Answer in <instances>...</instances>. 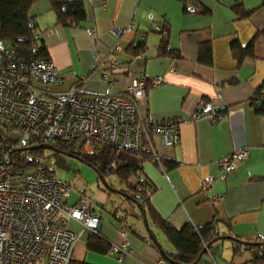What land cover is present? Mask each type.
I'll return each mask as SVG.
<instances>
[{
	"label": "crops",
	"instance_id": "1",
	"mask_svg": "<svg viewBox=\"0 0 264 264\" xmlns=\"http://www.w3.org/2000/svg\"><path fill=\"white\" fill-rule=\"evenodd\" d=\"M263 2L86 0L87 19L72 27L57 24L49 0H39L31 7L30 16L41 33L38 41L47 48L59 70L61 89L83 78L79 90L116 93L143 74L148 78L163 77V84L147 89L142 107L152 120H181L182 141L166 146L155 135L160 153L176 166L163 171L147 160L142 172L153 187L151 204L174 227L204 225L217 216L220 235L232 232L245 240L264 241V114L257 113L252 105L264 81ZM238 4L249 11L247 16L241 17L235 11ZM165 28L172 50L169 55L158 52ZM115 29L124 32L118 36ZM255 36L254 55L240 61L233 44L248 46ZM140 42L144 49L135 56L133 50ZM118 43L122 47L119 65L111 67L103 60ZM204 43L211 45V63L199 57ZM203 100L218 107L225 116L216 122L207 117L193 119ZM243 147L249 148V154L241 166L219 176L217 161ZM210 175L217 178L209 189H203L202 181ZM107 193L100 197L109 199L112 193ZM82 194L87 195L80 190L68 202L75 203ZM217 195L222 199L214 203L212 198ZM95 205L102 217V236L112 246L124 247L131 254L119 259L111 250L106 254L89 250L91 233L81 231L80 225L71 221L69 227L80 231L72 260L89 264H173L151 243L149 220L147 227L135 216L123 218L125 211L118 206L108 218L102 213L106 206ZM152 229L162 247L171 250V243L156 232L159 229ZM251 259L250 251L236 252L233 240L227 236L216 240L196 264H249Z\"/></svg>",
	"mask_w": 264,
	"mask_h": 264
},
{
	"label": "built area",
	"instance_id": "2",
	"mask_svg": "<svg viewBox=\"0 0 264 264\" xmlns=\"http://www.w3.org/2000/svg\"><path fill=\"white\" fill-rule=\"evenodd\" d=\"M114 32L120 36L124 30ZM36 38L41 39L39 31ZM120 51L118 43L103 61L117 67ZM81 81L61 89L62 78L50 57L17 59L0 41V129L8 130V139L0 143V264H70L80 231L68 224L74 221L81 231L97 234L102 222L91 197L82 194L75 203L68 202L73 191L70 182L59 180L44 166L15 168L13 149L33 141L56 140L86 153L110 147L134 152L138 160L148 156L164 171L165 157L158 150L155 135L166 146L182 141L181 120L155 121L142 107L147 89L163 84L162 76L148 78L143 74L116 93L84 92L77 88ZM224 116L218 107L203 100L193 119L207 117L216 122ZM15 131L18 137L14 139L11 135ZM248 154L249 148L243 147L219 159V176L237 170ZM132 176L137 182L141 172L133 171ZM216 178H204L202 188L209 189ZM221 199L217 195L212 201ZM111 252L119 259L131 254L119 245H113Z\"/></svg>",
	"mask_w": 264,
	"mask_h": 264
},
{
	"label": "trees",
	"instance_id": "3",
	"mask_svg": "<svg viewBox=\"0 0 264 264\" xmlns=\"http://www.w3.org/2000/svg\"><path fill=\"white\" fill-rule=\"evenodd\" d=\"M37 1L39 0H0V41H3L17 59L30 60L42 56L50 57L47 48L41 46L36 38V24L30 16L31 7ZM49 2L51 3L52 10L55 12L57 24L64 27H72L82 24L87 19L86 0H49ZM234 9L241 17L249 14V11L245 10L242 4L234 6ZM162 34L163 37L160 41L158 52L161 55H169L172 50L169 48L167 28L162 30ZM255 40L256 36L245 47L237 42L233 44L234 54L240 61L247 55H254ZM144 46L143 42H140L135 47V50H133V55L136 56L140 50L144 49ZM177 54L179 55V52ZM199 57L204 62H212V48L209 43L200 45ZM80 80H83V78H80ZM252 105L255 107L257 113L264 114V81L256 90L252 98ZM7 134L8 130L3 131L0 129V143L8 139L6 137ZM40 143L44 142L33 141L31 145L13 149L11 157L15 162L12 165L15 168L44 166L48 172L55 174V170L52 168L53 155L46 154V149L33 148ZM53 143L60 150H64L70 155L85 160L93 167L95 166L104 175H107L110 165L113 164L111 172L115 171L125 182V187L121 190L129 195L117 194L124 197L125 200L137 209L132 214L137 219L144 221L143 211L146 213L149 220V229L151 228V243L160 249L162 256L171 260L173 264L194 263L205 245L220 235L216 230L220 222L217 216L204 225L195 226L192 223H187L181 228L174 227L161 217L150 202L153 187L142 172L143 163L150 160L148 156H144L138 160V155L134 152H121L110 147H103L100 153H86L74 149L71 145L60 140H56ZM175 164L174 161H168L164 158V171L175 167ZM156 165L159 167L158 164ZM136 170L141 172V177L137 182L132 176V172ZM111 185L115 187L113 184ZM108 192L110 194L114 193L112 190ZM128 214V212H125L123 218L127 217ZM152 227L159 229L163 233L173 246L171 250H166L162 247ZM227 236L233 240L236 252L250 251L252 253L250 262L253 264H264V241L245 240L234 236L232 232H229ZM243 241L254 242V244H245ZM87 247L89 250L106 254L110 252L112 245L101 233H97L91 234ZM70 264L89 263L82 260H72Z\"/></svg>",
	"mask_w": 264,
	"mask_h": 264
},
{
	"label": "rangeland",
	"instance_id": "4",
	"mask_svg": "<svg viewBox=\"0 0 264 264\" xmlns=\"http://www.w3.org/2000/svg\"><path fill=\"white\" fill-rule=\"evenodd\" d=\"M11 136L14 139L17 138L18 132H12ZM46 154L53 155L52 168L55 170L56 177L61 181H68L71 183L73 187L71 193L72 197L75 196L78 191L82 190L85 191L94 202L98 203L99 207L103 208L106 206V209H102V213L108 218L114 210V206H118L120 211L128 212V217L130 219L133 217L132 214H134V211H137V209L121 195L114 192L109 199L100 197V194L104 195L109 189L96 169L88 162L77 156L56 152L51 149H46ZM105 179L109 184H113L115 188L122 189L125 187V182L115 171L105 175ZM156 232H159L161 236L163 235L159 230H156Z\"/></svg>",
	"mask_w": 264,
	"mask_h": 264
},
{
	"label": "water",
	"instance_id": "5",
	"mask_svg": "<svg viewBox=\"0 0 264 264\" xmlns=\"http://www.w3.org/2000/svg\"><path fill=\"white\" fill-rule=\"evenodd\" d=\"M33 148L51 149V150H54V151H56V152L65 153V154L70 155L68 152H66V151H64V150H60L59 148L55 147L54 144H53V143H50V142L40 143V144L34 146ZM82 160H83V159H82ZM84 161H85V160H84ZM90 165H91V164H90ZM112 167H113V164L110 165L107 174H109V173L111 172ZM94 168H95L96 171L98 172L99 176L103 179V181L105 182V184H106V186H107V188H108L109 190H112V191H114V192H116V193H120V194H123V195H129L128 193H125V192L122 191L121 189H119V188H115V187H113L111 184H109V183L106 181V179H105V175L102 174L101 172H99V170H98L95 166H94ZM140 198H141V197H140ZM135 201H137V200L135 199ZM143 216H144V222H145L146 226L148 227V218H147V215H146V213H145L144 211H143ZM216 230H217V232H219V227H218V226H217V229H216ZM223 237H227V236L219 235V236H217L216 238H214L211 242L207 243V244L205 245L204 249L202 250V252L200 253L198 259H197L194 263H191V264H196V263L201 259V257L206 253V251L210 248V246H211L216 240H218V239H220V238H223ZM243 243H245V244H249V243L254 244V242H247V241H243ZM249 264H253V263H249Z\"/></svg>",
	"mask_w": 264,
	"mask_h": 264
}]
</instances>
